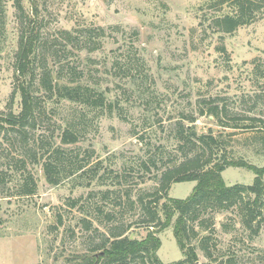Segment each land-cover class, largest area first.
<instances>
[{
    "label": "rangeland",
    "instance_id": "obj_1",
    "mask_svg": "<svg viewBox=\"0 0 264 264\" xmlns=\"http://www.w3.org/2000/svg\"><path fill=\"white\" fill-rule=\"evenodd\" d=\"M0 10L4 16L0 112L20 113L22 80L15 72L16 56L21 30L33 28L40 33L38 64L47 59L51 67V52L58 54L117 106L112 115L95 118L87 112L80 120L79 107L47 104L40 124L51 135L72 121L78 124L80 141L70 148V161L89 162L91 170L50 186L41 167L30 165L36 194L19 197L26 173L15 164L9 167L11 181L0 183V264H70L116 226L127 230L130 240H143L153 230L161 241L158 259L163 264L183 261L172 227L162 231L146 227L145 209L151 204L162 223V206L168 198L183 200L195 186L194 182L172 184L164 198L153 202L159 170L179 163L191 150L187 145L179 149L184 142L177 124L193 128L198 137H213L214 159L264 167V103L257 98L264 93V15L226 35L215 29L212 20L228 9L209 10L207 0H0ZM99 28L104 37L94 39V44L101 42V48L92 53L55 43L63 31ZM215 106L217 120L206 113ZM191 117L195 122H189ZM1 142L0 166L6 170L18 148L10 137ZM94 172L96 178L90 181ZM222 178L226 186H250L254 175L227 168ZM73 200L79 203L71 209ZM96 206L105 213L100 215ZM256 213L261 222L256 233L254 225L242 226L237 207L223 212L207 209L194 223L188 222L198 232L197 238L190 235L188 240L198 262H209L198 242L207 237L212 262L264 264V199ZM83 219L90 220L89 230Z\"/></svg>",
    "mask_w": 264,
    "mask_h": 264
},
{
    "label": "trees",
    "instance_id": "obj_2",
    "mask_svg": "<svg viewBox=\"0 0 264 264\" xmlns=\"http://www.w3.org/2000/svg\"><path fill=\"white\" fill-rule=\"evenodd\" d=\"M207 1L209 10L222 7L228 9L227 12L212 20L215 29L226 35H232L238 28L251 25L264 15V0ZM17 9L23 16V9L19 2ZM30 26L29 23L28 27ZM76 34H78L77 38L72 39ZM3 36L4 16L3 11L0 10V39ZM97 37L101 39L104 37L103 29L77 33L63 31L60 33V41H55V43L70 45L79 53H92L101 48V42L94 44V39ZM39 45L40 33L37 29H30L29 32L21 30L15 64V72L22 80L19 88L21 110L17 115L12 112L8 114L0 112V133H3L0 144L3 139L7 141V137H10L18 148L15 150L17 157H12L7 167L15 164L18 170L26 173L22 175V182L18 188L19 197H30L36 194L37 184L28 170L30 165L41 167L44 179L50 186H58L67 179L83 175L91 170L87 168L89 162L75 165L70 161L73 154L70 148L80 141L78 124L72 121V124L65 125L57 135H51L40 124L39 118L47 112V104L67 103L79 107L83 110L78 112L80 120L85 118L87 112L94 113L95 118H98L112 115L117 109V106L109 102L103 92L98 91L95 84L85 78L83 71L66 59L60 60L58 54L51 52L49 56L53 59L51 67L48 66L47 59L38 64L37 59L41 51ZM221 51L225 52L223 48ZM35 90L38 94H35ZM257 98L264 103V93ZM218 111V107L215 106L208 109L206 113L217 120L219 119ZM204 114L201 111L199 116ZM189 122H195V118L191 117ZM177 125L179 138L184 142L179 149L181 151L187 149L185 147L187 145L191 150L179 163L164 166L159 170L158 189L153 202L164 198L172 184L194 182L195 186L189 196L183 200L168 198L167 203L162 206L164 215L162 223H160L158 213L153 210L151 204H148L145 209L148 219L144 223H147L148 228L156 227L161 231L172 227L173 237L184 256V260L176 264H200L196 249L188 243L190 235L197 238L198 232L194 230V226L188 225V222L194 223L207 209L223 212L237 207L240 211L242 226L250 229L254 225V233H256L261 225V222L257 220L259 214L256 211L258 204L264 199V167L257 168L242 161H229L225 158L214 159V154L211 152V145L215 144L213 137H198L193 128L188 130L181 124ZM207 150L210 152L205 158ZM227 168H241L251 172L254 175L253 183L250 186H226L222 173ZM12 171L13 168L5 170L3 166H0V183L10 182L12 177L8 173ZM95 175L94 172L90 181L95 180ZM107 193H103L102 196L105 198ZM250 196L253 200L249 198ZM78 203V200L70 201V208H76ZM95 209L100 215L105 213L98 206ZM83 213L88 215L87 212ZM105 217L110 219L108 214H105ZM82 221L87 223L84 228L89 230L90 220L83 219ZM58 224L61 225V219ZM126 231L119 226L114 227L113 230L108 231V237L102 235L98 244L92 245L88 253L72 258L69 261L70 264H163L157 257L161 241L156 236V232L153 230L148 232L143 240H130L125 236ZM207 241V237H202L198 241L200 251L209 261L206 264H235L232 260L212 262L206 246Z\"/></svg>",
    "mask_w": 264,
    "mask_h": 264
}]
</instances>
